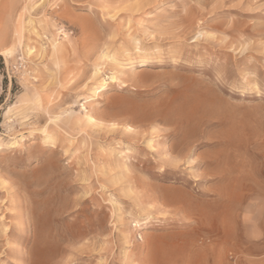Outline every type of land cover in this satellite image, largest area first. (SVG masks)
Listing matches in <instances>:
<instances>
[{"label":"rangeland","instance_id":"1","mask_svg":"<svg viewBox=\"0 0 264 264\" xmlns=\"http://www.w3.org/2000/svg\"><path fill=\"white\" fill-rule=\"evenodd\" d=\"M0 264H264V0H0Z\"/></svg>","mask_w":264,"mask_h":264},{"label":"bare ground","instance_id":"2","mask_svg":"<svg viewBox=\"0 0 264 264\" xmlns=\"http://www.w3.org/2000/svg\"><path fill=\"white\" fill-rule=\"evenodd\" d=\"M135 50L138 51V52H142L141 49L139 48L138 46V42L135 41ZM14 51V48L11 47V48H8L6 49L3 54L5 56H10ZM4 56V57H5ZM143 56V55H142ZM150 63V60L148 59V57H141L139 60H138V64L139 66H146ZM122 72V71H120ZM117 80V76L115 75H112L110 77V82H115ZM105 83L102 82L100 84L101 85H104ZM121 87H126V84L125 82H121ZM96 89V88H95ZM193 94V93H191ZM205 97V96H204ZM197 98V97H195ZM201 101V99H200ZM213 101H211L212 103ZM215 103V102H214ZM217 105V104H216ZM184 109V108H183ZM213 114V113H212ZM215 114V113H214ZM87 118L89 120H93V118L89 115H87ZM177 124V123H176ZM181 127V126H180ZM183 128V126H182ZM181 131L178 132V134H176V139L177 141H181V140H186L187 138L191 137V136H195L196 135V131L193 130V129H185L182 130L180 129ZM186 130V131H185ZM188 130V131H187ZM12 141V140H11ZM16 142V141H15ZM177 142V143H178ZM13 145V144H12ZM219 145V142H215L214 143V146H218ZM149 147L151 148V145H149ZM170 148L175 150L177 149L178 153H183L187 147L186 145H182L181 147H176L174 143L170 144ZM182 156V155H181ZM180 156V157H181ZM179 160V159H178ZM178 160L176 159V163L178 162ZM238 160V159H237ZM222 164H223V159L221 158L219 152L216 151V153H214V155H212L211 159L209 160H205V161H201L199 163H195V166H201V165H204V168H203V174H211V176L213 177V180H217L218 183L222 182L223 180H226L228 178V175L226 173V171L224 170V168H222ZM211 179V178H210ZM212 180V179H211ZM223 193V192H222ZM82 210V209H81ZM64 233V232H63ZM206 258V257H205Z\"/></svg>","mask_w":264,"mask_h":264}]
</instances>
